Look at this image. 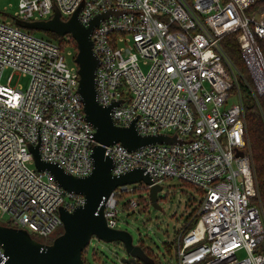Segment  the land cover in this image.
I'll list each match as a JSON object with an SVG mask.
<instances>
[{
	"label": "built area",
	"instance_id": "obj_1",
	"mask_svg": "<svg viewBox=\"0 0 264 264\" xmlns=\"http://www.w3.org/2000/svg\"><path fill=\"white\" fill-rule=\"evenodd\" d=\"M255 2L19 0L14 16L0 18V222L51 243L64 229L60 208L72 212L86 199L38 170L30 146L39 145L43 161L84 177L93 171L97 143L78 92L79 65L68 66L58 43L19 27L15 19L47 20L57 7L67 20L81 8L78 18L89 27L96 15L115 10L91 35L99 58L97 99L103 106L123 100L111 111L116 125L136 120L139 134L177 135L178 141L137 150L106 146L113 174L142 168L154 184L177 178L200 189L194 226L181 227L174 239L178 264H264V207L238 86L242 76L222 45L235 35L250 89L257 99L263 96L264 6L250 10ZM77 52L68 54L76 58ZM14 74L30 77L26 89L11 85ZM233 91L239 99L228 104ZM135 184L117 187L107 199L111 228H117L122 198L131 195L123 206L136 209L144 200L135 195L151 187ZM6 260L0 244V264Z\"/></svg>",
	"mask_w": 264,
	"mask_h": 264
},
{
	"label": "water",
	"instance_id": "obj_2",
	"mask_svg": "<svg viewBox=\"0 0 264 264\" xmlns=\"http://www.w3.org/2000/svg\"><path fill=\"white\" fill-rule=\"evenodd\" d=\"M80 9L67 20L61 17L60 11L55 7V13L50 19L27 21L16 18L15 23L24 29L53 32L60 38L70 35L77 43L75 61L79 65L80 74L78 92L83 99L86 119L95 128L94 138L97 142L92 151L93 171L84 177L72 175L58 164L43 161L39 145H31L30 149L38 170L49 171L60 186L68 192L82 194L86 202L72 212L64 207L60 208L64 229L51 243L37 240L25 229L0 222V244L7 257L4 264H86L83 252L93 237L105 242L122 243L127 251V256L122 259L124 264H137V260L143 264L156 263L154 257L139 243H134L133 236L128 231L111 228L108 225L105 203L117 187L142 182L151 185L150 202L154 208L160 209L159 192L164 186L154 184L150 174L142 168L130 170L119 176L114 175L112 172L114 160L106 155L105 151L106 146L115 143H122L129 150H137L150 144H171L178 141V137L165 134L141 135L136 129V120L129 126L115 124L111 111L123 100L110 106H103L97 99L96 70L99 58L93 51L91 35L94 27L99 25L102 19L118 12L108 10L98 14L89 27H85L78 18Z\"/></svg>",
	"mask_w": 264,
	"mask_h": 264
},
{
	"label": "rangeland",
	"instance_id": "obj_3",
	"mask_svg": "<svg viewBox=\"0 0 264 264\" xmlns=\"http://www.w3.org/2000/svg\"><path fill=\"white\" fill-rule=\"evenodd\" d=\"M264 4L260 7H263ZM259 7V8H260ZM19 9V0H0V18L12 17ZM39 37H45V32L35 31ZM66 39L69 36H65ZM73 50L70 46L64 49L65 63L68 66L75 64L74 55H69V51ZM147 71V66H143ZM12 70L8 69L4 72L3 83H7ZM12 86L22 85L26 89L30 82V77L14 74L12 78ZM233 91L228 104L236 103L239 99L238 94ZM244 97V93H242ZM138 184H135L137 186ZM164 189L159 192V206L156 209L150 202L149 191L143 190L138 192L135 197L141 198L142 202L136 209H128L123 205L131 195L124 196L119 204L118 212V229L128 231L132 236L135 244L143 241L155 254V264H178L176 249L173 245L178 230L184 224L186 217L192 210L189 204V194L193 193V198L199 202V194H195L187 185L183 184L177 178H168L163 183ZM5 219H7L5 217ZM0 220L1 212H0ZM53 239H50V241ZM167 245L171 246L168 250ZM95 254V256H94ZM127 256L125 247L120 242H105L93 237L85 251V258L88 264H124L122 259Z\"/></svg>",
	"mask_w": 264,
	"mask_h": 264
},
{
	"label": "trees",
	"instance_id": "obj_4",
	"mask_svg": "<svg viewBox=\"0 0 264 264\" xmlns=\"http://www.w3.org/2000/svg\"><path fill=\"white\" fill-rule=\"evenodd\" d=\"M264 4L262 0H256V2L250 7V10H257L260 6ZM35 34L36 30H29ZM45 32L47 35L45 37L50 39L60 45V47L64 50L66 47L70 46L73 48L74 51L77 50V43L73 39L72 36L68 35L69 38L66 39L65 37L60 38L57 34L53 32ZM259 44L264 54V38L259 39ZM222 45L228 55V57L232 60L238 71L240 72L241 76L238 77V86L244 93L243 97V104H244V112H245V119H246V132H247V139L249 142V148L253 163V170L254 175L258 185L259 191V200L264 207V95L258 97V99L253 95L250 88L253 86V82L248 71V68L241 56V51L236 40L234 34L225 37L222 40ZM195 194H200V189L192 184H186ZM196 194V195H197ZM193 193L189 194V204L192 205V210L189 215L186 217L182 228L185 230L190 229L194 226L197 216L195 215L198 208L199 202H196V198H193ZM145 202V201H143ZM128 207V206H126ZM139 244L145 249V251L151 254L152 257L155 258V254L145 246L143 241H140ZM174 245V243H173ZM88 248V247H87ZM85 249V251L87 250ZM168 250H171V246L167 245ZM85 251L83 252V259L85 260ZM95 256V254H94Z\"/></svg>",
	"mask_w": 264,
	"mask_h": 264
},
{
	"label": "flooded vegetation",
	"instance_id": "obj_5",
	"mask_svg": "<svg viewBox=\"0 0 264 264\" xmlns=\"http://www.w3.org/2000/svg\"><path fill=\"white\" fill-rule=\"evenodd\" d=\"M149 254V253H148ZM149 255H151V254H149ZM137 264H143L142 262H140L139 260H137Z\"/></svg>",
	"mask_w": 264,
	"mask_h": 264
}]
</instances>
